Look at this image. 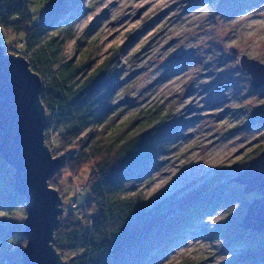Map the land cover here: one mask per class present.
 Listing matches in <instances>:
<instances>
[{"label":"rangeland","instance_id":"374dc122","mask_svg":"<svg viewBox=\"0 0 264 264\" xmlns=\"http://www.w3.org/2000/svg\"><path fill=\"white\" fill-rule=\"evenodd\" d=\"M209 5L208 0H79L74 35L64 45L66 58L93 46L97 63L117 51L122 68L114 100L118 122L142 108L166 113L171 124L162 140L171 148L135 189L146 209L177 201L207 183L243 188L230 180L264 143V84L252 86L227 49L234 46L264 62V0L237 12L229 5L216 10ZM27 9L34 22L42 18L39 3ZM21 37L0 27V45L7 54L24 51ZM45 143L63 162L79 151L50 131ZM89 170L84 166L73 172L61 164L49 177L48 185L65 203L60 217L73 211L82 219V208L92 206L86 201ZM219 217H203L161 264H223L233 249H223L208 233Z\"/></svg>","mask_w":264,"mask_h":264},{"label":"trees","instance_id":"16d2710c","mask_svg":"<svg viewBox=\"0 0 264 264\" xmlns=\"http://www.w3.org/2000/svg\"><path fill=\"white\" fill-rule=\"evenodd\" d=\"M208 1L211 10L229 5L237 12L260 0ZM33 3L43 8L37 22L27 9ZM80 10L79 0H0V27L22 36L24 51L16 55L24 56L42 79L46 139L50 131L63 144L77 146L78 153L62 161L67 170L90 167L86 201L92 206L82 208V219L76 212H65L54 231V247L62 259L66 264H161L203 217L219 214L208 233L223 249H233L223 264H264V231L241 227L253 199L240 186L207 183L150 209L139 203L136 185L170 150L162 135L171 123L158 108L139 109L118 122L114 100L122 68L117 51L99 63L91 45L77 58L63 57ZM263 149L264 143L247 161ZM14 181L13 169L0 155V264H22L26 244V203Z\"/></svg>","mask_w":264,"mask_h":264},{"label":"water","instance_id":"95a60500","mask_svg":"<svg viewBox=\"0 0 264 264\" xmlns=\"http://www.w3.org/2000/svg\"><path fill=\"white\" fill-rule=\"evenodd\" d=\"M252 86L264 84V62L227 46ZM42 79L27 59L7 54L0 45V155L14 171L15 189L25 198L26 244L22 264H66L54 247V231L62 213L59 192L48 179L61 166L45 143L46 109L40 101ZM230 182L243 192H257L241 219L243 230L264 231V149L248 161L244 171Z\"/></svg>","mask_w":264,"mask_h":264}]
</instances>
